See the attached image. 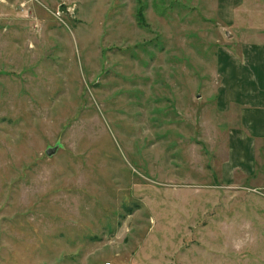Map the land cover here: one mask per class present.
I'll use <instances>...</instances> for the list:
<instances>
[{
    "label": "rangeland",
    "instance_id": "1",
    "mask_svg": "<svg viewBox=\"0 0 264 264\" xmlns=\"http://www.w3.org/2000/svg\"><path fill=\"white\" fill-rule=\"evenodd\" d=\"M218 2L0 0V264H264V187L221 177Z\"/></svg>",
    "mask_w": 264,
    "mask_h": 264
},
{
    "label": "crops",
    "instance_id": "2",
    "mask_svg": "<svg viewBox=\"0 0 264 264\" xmlns=\"http://www.w3.org/2000/svg\"><path fill=\"white\" fill-rule=\"evenodd\" d=\"M244 2L219 0L216 11L227 34L231 28V41L236 45V50L221 47L217 58V107L236 114L228 130L221 177L232 185L252 182L264 187V26H240Z\"/></svg>",
    "mask_w": 264,
    "mask_h": 264
}]
</instances>
